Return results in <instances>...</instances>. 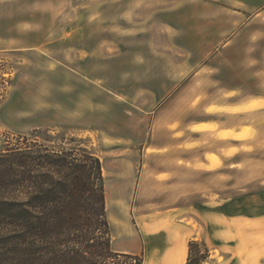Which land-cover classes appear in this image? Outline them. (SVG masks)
I'll return each mask as SVG.
<instances>
[{"label": "rangeland", "instance_id": "1", "mask_svg": "<svg viewBox=\"0 0 264 264\" xmlns=\"http://www.w3.org/2000/svg\"><path fill=\"white\" fill-rule=\"evenodd\" d=\"M0 66L7 73L0 149L35 129L83 137L104 166L114 251L132 237L134 254L153 264L158 230L165 226L178 238L173 214L180 210L163 208L190 209L182 223L200 234L212 228L199 207L221 208L238 217L229 219L228 232L236 246L196 240L212 250L205 264H264V0H0ZM230 90L256 96L241 117L227 116L242 121L238 131L211 135L237 143L212 144L222 157L211 156L208 169L152 177L151 169L165 164L142 153L167 137L157 129V111L172 104L187 120L231 111Z\"/></svg>", "mask_w": 264, "mask_h": 264}, {"label": "trees", "instance_id": "2", "mask_svg": "<svg viewBox=\"0 0 264 264\" xmlns=\"http://www.w3.org/2000/svg\"><path fill=\"white\" fill-rule=\"evenodd\" d=\"M203 245L189 241L186 264H205ZM142 262L111 247L103 165L83 137L35 129L0 149V264Z\"/></svg>", "mask_w": 264, "mask_h": 264}, {"label": "crops", "instance_id": "3", "mask_svg": "<svg viewBox=\"0 0 264 264\" xmlns=\"http://www.w3.org/2000/svg\"><path fill=\"white\" fill-rule=\"evenodd\" d=\"M244 0H236V2ZM238 6V4H236ZM238 11V10H237ZM27 50L29 48H22ZM230 94L227 97L226 103L229 106L231 111L217 110V111H203L199 116L194 117L192 120L186 119L181 111H178L175 105H168L167 107L163 106L160 110L157 111L156 120H157V129L165 131L167 137L165 138H156L155 142H148L144 146L143 155H154L156 157H163L165 164L156 165L151 169V176L157 180H163L166 178H175L179 176V171L183 169L196 168L205 166L207 169L211 163L210 157L215 156L220 158L221 153L215 151L210 146L212 144L219 145L220 149H227L228 141L236 142L237 139L234 137L229 138H212L211 135L215 134L217 131H238L243 126L241 120H228L229 115L235 117H241L248 110H243L242 106L248 105L254 102L256 96L246 95L237 92L236 90L228 91ZM215 95H211L205 100V108L209 106L213 101ZM223 102V101H222ZM221 103V102H220ZM218 103V104H220ZM225 103V102H224ZM224 103L222 105H224ZM174 123L179 124V129L168 128L169 125ZM160 125L162 127H160ZM215 126V127H214ZM194 127H203V129H197ZM180 132L181 136H176V133ZM147 149H150L151 152L145 153ZM201 151V154H194L196 151ZM104 167V166H103ZM104 175V172H103ZM161 176H163L161 178ZM160 184V181H157ZM162 183H164L162 181ZM221 204V202H219ZM179 209L180 213H176L174 216V221L178 224L177 237L175 238L169 234V231L165 226H162L158 230V237L161 239L158 249L154 254L156 258L153 264H169L166 260L168 257H172L173 260L176 258H183L185 264L186 257L188 255V243L190 240H199L204 241L207 244L214 243L220 246L219 248L223 250L224 247L230 246V250L236 246L235 244L228 243L229 237V219H235L237 222L238 217H229L226 213L219 209L217 212L216 209H209L205 207H199L198 215L205 219V224L211 225L210 233L200 234L197 229H193L190 225L182 223L183 219H188L191 217L189 213L190 209L186 208H163V213L170 214L172 210ZM248 220L254 219L253 217L247 218ZM204 221V220H203ZM235 224L234 222H232ZM111 227V226H110ZM188 229L190 232L188 233ZM218 239V242L216 241ZM112 241V240H111ZM214 241V242H213ZM113 242V241H112ZM113 245V244H112ZM184 248V252L180 253ZM139 246L134 239L131 237V245L121 249V252L133 253L138 251ZM213 256L212 250H210L209 257ZM146 259V258H145ZM144 257L143 262L144 263ZM175 263V262H174ZM175 264H178L175 263Z\"/></svg>", "mask_w": 264, "mask_h": 264}, {"label": "built area", "instance_id": "4", "mask_svg": "<svg viewBox=\"0 0 264 264\" xmlns=\"http://www.w3.org/2000/svg\"><path fill=\"white\" fill-rule=\"evenodd\" d=\"M5 72H6V71L3 70V66H2V67L0 66V76H2V77L0 78V97H1V95H2L1 92H3V87H4V86L2 87V85H3V83H4V84L6 83L5 81L2 82V78L4 77V79H5V77H6L5 75L7 74V73H5Z\"/></svg>", "mask_w": 264, "mask_h": 264}, {"label": "bare ground", "instance_id": "5", "mask_svg": "<svg viewBox=\"0 0 264 264\" xmlns=\"http://www.w3.org/2000/svg\"><path fill=\"white\" fill-rule=\"evenodd\" d=\"M122 230H123V229H122ZM114 236H115V235L112 233V234H111V240H112V241L114 240Z\"/></svg>", "mask_w": 264, "mask_h": 264}]
</instances>
